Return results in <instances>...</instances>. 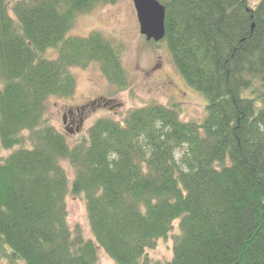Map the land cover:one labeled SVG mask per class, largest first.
I'll return each instance as SVG.
<instances>
[{
  "label": "trees",
  "instance_id": "obj_1",
  "mask_svg": "<svg viewBox=\"0 0 264 264\" xmlns=\"http://www.w3.org/2000/svg\"><path fill=\"white\" fill-rule=\"evenodd\" d=\"M101 1L0 0V245L22 264H98L97 244L117 264H264V0H160L162 42L207 116L154 102L72 145L47 113L75 94L72 69L130 85L110 38L70 35ZM69 196L94 240L71 227ZM169 237L172 259H152Z\"/></svg>",
  "mask_w": 264,
  "mask_h": 264
},
{
  "label": "rangeland",
  "instance_id": "obj_2",
  "mask_svg": "<svg viewBox=\"0 0 264 264\" xmlns=\"http://www.w3.org/2000/svg\"><path fill=\"white\" fill-rule=\"evenodd\" d=\"M14 1L9 0V4ZM259 1L249 0L251 5ZM93 32L103 34L120 47L130 85L125 90L116 91V86L96 63L72 69L77 80L75 94L68 98L53 97L47 102L48 116L72 145L88 135L89 128L97 119L109 117L122 122L129 111L154 102L177 105L184 121H202L207 116L206 97L194 90L177 70L167 43L147 41L141 34L132 0L101 1L90 13L77 18L70 35L85 37ZM47 56L55 58L57 52L49 50ZM255 85L259 88V81ZM244 94L255 96L252 89L244 90ZM99 98H112L115 105L93 104ZM69 111L73 114H69V123L65 124L64 114ZM67 168L72 178V169L68 165ZM67 203L71 227L79 226L86 239L94 240L84 197L69 196ZM173 245L172 237L161 240L149 250V256L156 260H170ZM97 251L98 264H117L98 244ZM10 253L8 246L0 245V264H22L13 260Z\"/></svg>",
  "mask_w": 264,
  "mask_h": 264
},
{
  "label": "water",
  "instance_id": "obj_3",
  "mask_svg": "<svg viewBox=\"0 0 264 264\" xmlns=\"http://www.w3.org/2000/svg\"><path fill=\"white\" fill-rule=\"evenodd\" d=\"M140 24V32L147 41L160 42L166 36V8L160 0H132Z\"/></svg>",
  "mask_w": 264,
  "mask_h": 264
},
{
  "label": "flooded vegetation",
  "instance_id": "obj_4",
  "mask_svg": "<svg viewBox=\"0 0 264 264\" xmlns=\"http://www.w3.org/2000/svg\"><path fill=\"white\" fill-rule=\"evenodd\" d=\"M105 103V104H113L115 105V101L112 99V98H99L95 101H93V104H97V103ZM69 114H73V111H69V112H66L64 114V121H65V124L68 122L69 123Z\"/></svg>",
  "mask_w": 264,
  "mask_h": 264
}]
</instances>
